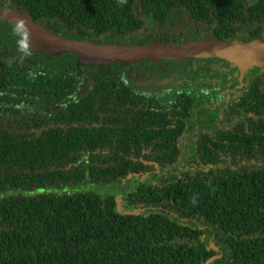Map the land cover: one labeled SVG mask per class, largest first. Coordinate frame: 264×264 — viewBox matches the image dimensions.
<instances>
[{"label":"trees","instance_id":"1","mask_svg":"<svg viewBox=\"0 0 264 264\" xmlns=\"http://www.w3.org/2000/svg\"><path fill=\"white\" fill-rule=\"evenodd\" d=\"M0 7L101 45L264 42V0ZM31 40L0 16V264H264V66Z\"/></svg>","mask_w":264,"mask_h":264},{"label":"water","instance_id":"2","mask_svg":"<svg viewBox=\"0 0 264 264\" xmlns=\"http://www.w3.org/2000/svg\"><path fill=\"white\" fill-rule=\"evenodd\" d=\"M0 16L26 32L32 38L30 45L33 48H37V44L42 43L49 46L54 55L71 53L86 65L110 66L115 62L130 65L147 61L158 62L161 59L183 62L192 58H221L242 68H249L252 65L264 66V42L259 40L252 42L214 40L174 47L165 44L101 45L53 35L43 26L35 23L27 14L15 9L0 7Z\"/></svg>","mask_w":264,"mask_h":264},{"label":"rangeland","instance_id":"3","mask_svg":"<svg viewBox=\"0 0 264 264\" xmlns=\"http://www.w3.org/2000/svg\"><path fill=\"white\" fill-rule=\"evenodd\" d=\"M87 188H89V189H93V190H98L97 187L91 185L90 183L87 184ZM70 191H72V190H71V189H68V190H66V191H64V192H70Z\"/></svg>","mask_w":264,"mask_h":264}]
</instances>
